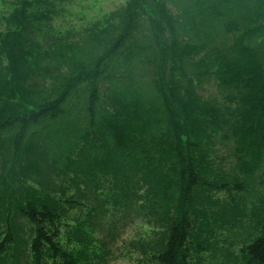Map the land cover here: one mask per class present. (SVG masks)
Wrapping results in <instances>:
<instances>
[{"label":"trees","instance_id":"trees-1","mask_svg":"<svg viewBox=\"0 0 264 264\" xmlns=\"http://www.w3.org/2000/svg\"><path fill=\"white\" fill-rule=\"evenodd\" d=\"M66 2L0 19V264H108L133 224L142 264H264V0Z\"/></svg>","mask_w":264,"mask_h":264},{"label":"rangeland","instance_id":"rangeland-1","mask_svg":"<svg viewBox=\"0 0 264 264\" xmlns=\"http://www.w3.org/2000/svg\"><path fill=\"white\" fill-rule=\"evenodd\" d=\"M127 0H68L65 3L61 15L56 19L55 25L58 30L80 31L93 23L103 20L111 12L122 7ZM13 0H0V19L3 15L11 12L10 4ZM4 30V25L0 22V31ZM213 85H205L202 94L206 96L219 92L215 82ZM202 91V90H201ZM264 175V172L263 174ZM145 225H131L113 248L114 255L108 264H142L138 251L133 249L131 241L144 236Z\"/></svg>","mask_w":264,"mask_h":264}]
</instances>
